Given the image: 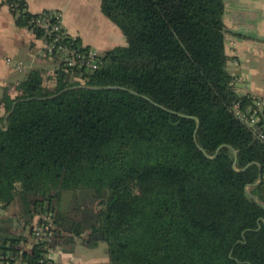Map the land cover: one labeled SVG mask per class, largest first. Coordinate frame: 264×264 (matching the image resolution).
I'll return each instance as SVG.
<instances>
[{"label": "trees", "instance_id": "obj_1", "mask_svg": "<svg viewBox=\"0 0 264 264\" xmlns=\"http://www.w3.org/2000/svg\"><path fill=\"white\" fill-rule=\"evenodd\" d=\"M100 2L125 43L99 69L53 57L0 100V249L48 214L53 246L105 242L109 264H264V143L235 113L224 0ZM2 4L46 39L27 0Z\"/></svg>", "mask_w": 264, "mask_h": 264}, {"label": "crops", "instance_id": "obj_2", "mask_svg": "<svg viewBox=\"0 0 264 264\" xmlns=\"http://www.w3.org/2000/svg\"><path fill=\"white\" fill-rule=\"evenodd\" d=\"M1 1V0H0ZM28 10L40 13L60 10L64 29L80 39L84 46L105 51L125 43L119 28L101 9L100 0H27ZM227 68L240 95H264V0H224ZM238 31V32H237ZM45 41L29 27L16 24L8 4L0 6V100L6 93L15 96L27 77L26 69L47 74L59 68V62L44 55ZM7 57L21 62L24 69L8 63ZM100 252V253H99ZM53 264H109L106 246L90 247L77 240L72 250L58 247Z\"/></svg>", "mask_w": 264, "mask_h": 264}, {"label": "built area", "instance_id": "obj_3", "mask_svg": "<svg viewBox=\"0 0 264 264\" xmlns=\"http://www.w3.org/2000/svg\"><path fill=\"white\" fill-rule=\"evenodd\" d=\"M34 23L44 29L46 39L43 52L45 56L57 57L66 67L74 69L97 70L102 66L103 59L99 50L91 46L76 44L74 37L67 33L64 29L63 13L60 10L42 11ZM6 60L8 63L16 64L19 69H24L23 63L15 62L11 57H7ZM248 98L250 101L246 104H241L240 101L235 102V113L250 128L253 135L264 143V95L255 97L248 95ZM26 233L30 234V241L20 251V255L11 250L3 252L0 249V264H30L23 254L31 252L34 242L40 243L44 248L45 254L40 259L41 262L50 258L57 249L53 246L55 231L50 215H44V221L41 222L37 217L32 231Z\"/></svg>", "mask_w": 264, "mask_h": 264}, {"label": "rangeland", "instance_id": "obj_4", "mask_svg": "<svg viewBox=\"0 0 264 264\" xmlns=\"http://www.w3.org/2000/svg\"><path fill=\"white\" fill-rule=\"evenodd\" d=\"M31 70H29V69H26L25 70V72L23 73L24 75H28V73L30 72ZM70 79L72 80V81H74V77L73 76H70ZM70 194H71V192H69V191H67L65 194H64V196H63V198H62V204H66L68 201H69V197H70ZM103 243V245H105L106 246V243L105 242H102ZM100 253V252H99Z\"/></svg>", "mask_w": 264, "mask_h": 264}, {"label": "water", "instance_id": "obj_5", "mask_svg": "<svg viewBox=\"0 0 264 264\" xmlns=\"http://www.w3.org/2000/svg\"><path fill=\"white\" fill-rule=\"evenodd\" d=\"M238 32V31H237ZM106 88H120V86H106ZM121 88H124V87H121ZM9 114H7V116H8ZM198 124H199V121H198ZM261 181V175H260V179H259V181L256 183V184H258L259 182Z\"/></svg>", "mask_w": 264, "mask_h": 264}]
</instances>
